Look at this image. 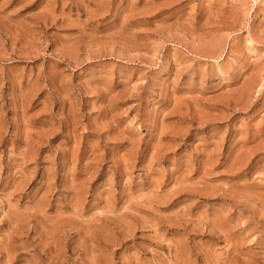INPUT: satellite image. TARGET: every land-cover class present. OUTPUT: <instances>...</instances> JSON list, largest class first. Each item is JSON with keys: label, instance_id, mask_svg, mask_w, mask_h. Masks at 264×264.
Masks as SVG:
<instances>
[{"label": "rangeland", "instance_id": "1", "mask_svg": "<svg viewBox=\"0 0 264 264\" xmlns=\"http://www.w3.org/2000/svg\"><path fill=\"white\" fill-rule=\"evenodd\" d=\"M0 264H264V0H0Z\"/></svg>", "mask_w": 264, "mask_h": 264}]
</instances>
